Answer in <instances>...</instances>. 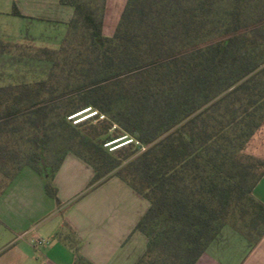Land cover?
<instances>
[{
	"label": "trees",
	"instance_id": "1",
	"mask_svg": "<svg viewBox=\"0 0 264 264\" xmlns=\"http://www.w3.org/2000/svg\"><path fill=\"white\" fill-rule=\"evenodd\" d=\"M59 1L60 46L19 51L48 70L0 85V199L29 168L60 205L51 180L74 155L90 189L118 178L149 203L136 264H197L227 227L256 247L264 160L245 148L264 124V0H127L112 36L107 0ZM123 137L138 144L105 147Z\"/></svg>",
	"mask_w": 264,
	"mask_h": 264
},
{
	"label": "crops",
	"instance_id": "2",
	"mask_svg": "<svg viewBox=\"0 0 264 264\" xmlns=\"http://www.w3.org/2000/svg\"><path fill=\"white\" fill-rule=\"evenodd\" d=\"M17 1L16 8L22 18L27 16L43 24L63 28L67 27V23L73 18V9L62 5L59 0ZM126 2L127 0H107L103 29L105 36L114 34ZM108 24L112 27L110 32L106 31ZM62 37L55 38L54 41L52 38L37 39L27 36L21 43L0 46V73L4 65L2 63L18 58L21 49L27 46L49 48L51 44H61L65 36ZM38 41L41 42V47L35 45ZM4 59L6 60L3 61ZM245 153L264 160V124L246 145ZM83 169L86 170L85 179H88L86 181L89 184L94 175L93 170L74 155H68L57 171L55 187L60 205L47 195L45 180L41 176L29 168L21 171L0 199V236L3 235L4 241H8L0 246V264L137 263L146 250L147 239L134 229L149 207L146 200L143 214L139 208L136 212L133 209L112 211L106 204L95 210L89 207L82 213L77 211L81 207L78 204L66 215L58 214L61 210L59 206L65 203L64 201L71 200L62 196L65 189L62 179L67 175L66 172L71 171L69 175L72 176ZM121 182L114 178L99 187L105 188L111 184L125 187ZM125 188L129 192L130 188L128 186ZM133 193L137 198L134 199V204L141 202V199L144 200ZM253 196L264 205V176L256 185ZM86 202L90 206L94 199L91 200L89 197ZM24 233L27 234L22 237ZM37 238H44L49 244L37 248L34 244ZM229 240L236 245L229 244ZM120 254H124L127 261L116 258ZM78 255L83 258V262H77ZM197 264H264V236L256 247L250 249L241 235L227 227L209 246Z\"/></svg>",
	"mask_w": 264,
	"mask_h": 264
},
{
	"label": "rangeland",
	"instance_id": "3",
	"mask_svg": "<svg viewBox=\"0 0 264 264\" xmlns=\"http://www.w3.org/2000/svg\"><path fill=\"white\" fill-rule=\"evenodd\" d=\"M14 3L17 7V0H0V46L21 43L23 38H26L27 36H33L37 39H42L43 37L52 38V40L55 41V38H63L62 36L66 35L67 27H54L52 24H43L35 18L31 19L27 16L22 18L15 15L13 6ZM111 28L112 27L108 24L106 26V31L110 32ZM54 44H51L49 48L57 49L60 46V43L57 45ZM35 45L41 47V42L39 43L38 41ZM24 54V56H19L18 58L9 60L7 59V63H2V65H4L1 68L0 85L8 84L10 81L16 83L20 81H32L39 78L40 76H43V72L48 70V64L32 60L28 58L26 53ZM5 60L6 59L3 61ZM79 118H81V116L75 117L74 123L81 121ZM70 172L71 171L66 172L67 175L62 179L61 182L64 184L63 187L65 188L63 190L62 196H66L71 200L64 201L65 203H62V205L59 206L61 207V210H59L60 213H58L60 216L66 215L67 212L73 210L74 206L78 204L81 205V207L77 209V211L80 213L84 212L86 209L88 210L89 207L91 210L98 208L100 209L103 204H106V207L112 211H131L133 209V211L136 212V210L139 208L141 214H143L145 210V203L147 202L141 199V202L134 204V199H137L136 195L129 188V192H127V190H125V187H127L125 184H123L125 187H122V185L117 186L115 184H111L105 188L97 187L95 189H90L88 187V179H85L87 175L86 170L83 169L82 171H78L76 175L72 176L69 175ZM57 173L58 172L53 173L54 176L51 180V184H53V186H55V182L57 180ZM60 178H58V180ZM112 179L114 178H111L110 180ZM89 197L91 200L94 199V202H92L90 206L89 203L86 202ZM85 206H88V208ZM5 242L8 241H4L3 235L0 236V246L5 244ZM228 243L233 244V246L236 245L231 240H229ZM130 252L131 250L129 251V255L131 254ZM132 252L134 251L132 250ZM116 258H119L124 262L127 261V257H125L124 254L118 255Z\"/></svg>",
	"mask_w": 264,
	"mask_h": 264
},
{
	"label": "built area",
	"instance_id": "4",
	"mask_svg": "<svg viewBox=\"0 0 264 264\" xmlns=\"http://www.w3.org/2000/svg\"><path fill=\"white\" fill-rule=\"evenodd\" d=\"M83 112H87V110L86 111H83ZM82 112V113H83ZM82 113H80V114H82ZM90 112H88V113H83L82 115H80L81 116V118H79V120H83V118L84 117H86L85 115H87V114H89ZM95 113H93V114H91V116H93ZM76 116V115H75ZM75 116H72V117H70V118H73L74 117V120H75ZM80 116H78V117H80ZM83 117V118H82ZM135 141L133 140V139H128L127 137H123V138H120V139H117V140H115V141H112V142H109V143H107V144H105V147H107V148H109V150L110 151H113V150H116V149H118V148H120V147H122V146H125V145H128V144H132V143H134ZM136 144H138V142H135ZM26 234L27 233H24L23 235H22V237H25L26 236ZM21 237V238H22ZM34 244H35V247H37V248H41V247H43V246H45V245H48L49 244V241L48 240H46V239H44V238H37V239H35L34 240Z\"/></svg>",
	"mask_w": 264,
	"mask_h": 264
}]
</instances>
